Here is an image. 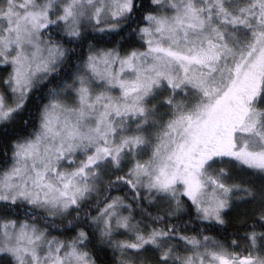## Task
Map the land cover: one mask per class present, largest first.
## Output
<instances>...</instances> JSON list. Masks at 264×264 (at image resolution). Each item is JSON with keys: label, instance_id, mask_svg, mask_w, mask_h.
I'll list each match as a JSON object with an SVG mask.
<instances>
[{"label": "snow or ice", "instance_id": "1", "mask_svg": "<svg viewBox=\"0 0 264 264\" xmlns=\"http://www.w3.org/2000/svg\"><path fill=\"white\" fill-rule=\"evenodd\" d=\"M0 264H264V0H0Z\"/></svg>", "mask_w": 264, "mask_h": 264}]
</instances>
